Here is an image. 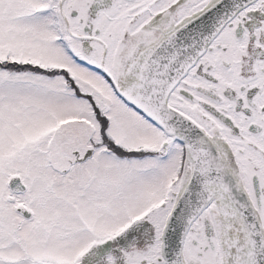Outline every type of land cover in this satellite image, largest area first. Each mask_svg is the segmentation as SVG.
<instances>
[{
    "label": "snow or ice",
    "instance_id": "6c2138e0",
    "mask_svg": "<svg viewBox=\"0 0 264 264\" xmlns=\"http://www.w3.org/2000/svg\"><path fill=\"white\" fill-rule=\"evenodd\" d=\"M0 264H264V0H0Z\"/></svg>",
    "mask_w": 264,
    "mask_h": 264
}]
</instances>
